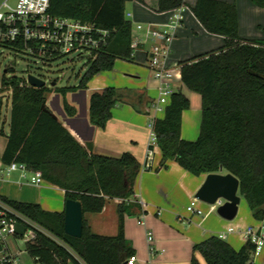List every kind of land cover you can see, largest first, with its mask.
<instances>
[{"label": "trees", "instance_id": "1", "mask_svg": "<svg viewBox=\"0 0 264 264\" xmlns=\"http://www.w3.org/2000/svg\"><path fill=\"white\" fill-rule=\"evenodd\" d=\"M127 2L140 3L155 13L187 6L183 0H50L49 16L105 30V44L89 54L74 87H31L25 80L6 77L13 73L10 68L1 77L0 93L8 91L10 100L1 163L23 164L28 171L39 172L43 181L63 191L64 202L78 201L82 209L81 237L72 238L64 233L63 211L48 212L38 204L0 197L1 203L50 235L37 232L34 241L25 246L34 264H121L134 255L124 238L123 216L139 169L136 159L129 153L118 158L92 153L45 106L46 95L54 92L62 97L63 113L73 117L75 109L64 99L67 92L84 89L95 75L111 70L115 60L132 59L131 23L125 18ZM251 2L264 8V0ZM189 9L204 31L220 36L223 43L178 63L181 84L200 97L199 133L194 141L180 138L181 115L189 108V100L180 91L173 92L162 118L151 121L160 165L173 161L193 176L219 173L222 168L237 178V194L245 200L251 218L259 222L264 219V35L259 40L241 38L233 4L196 0ZM0 47L23 54L20 41ZM119 101L121 95L110 87L92 93L88 99L90 125L103 129ZM141 102L138 96L130 105L137 110L136 103ZM113 199L120 200L116 234L91 233L84 214L100 213ZM253 251L249 241L235 250L226 241L209 236L192 246L189 264H200L196 254L205 264H254Z\"/></svg>", "mask_w": 264, "mask_h": 264}, {"label": "crops", "instance_id": "2", "mask_svg": "<svg viewBox=\"0 0 264 264\" xmlns=\"http://www.w3.org/2000/svg\"><path fill=\"white\" fill-rule=\"evenodd\" d=\"M183 1L189 8L193 6L196 0ZM187 6L182 7V20L175 30L176 35L172 38V43L170 42L165 58V67L173 69L177 75L171 88L173 92L180 91L184 96L185 94L182 92L184 86L179 79L178 63L213 51L223 43L220 36L210 35L204 31L193 15L186 11ZM172 12L155 13L140 3L127 2L125 4V18L131 23V27L132 25L134 26L133 29L131 28L133 61L121 62L124 64L120 65L125 72L130 74L118 76L117 73L100 72L87 83L84 89L67 92L64 99L75 109L73 117H68L63 113L62 97L60 95L54 92L48 93L45 102V106L74 139L81 146L90 148L92 153L110 158H118L122 153H129L136 159L139 169L133 184V195L126 201L129 205L123 216V230L124 238L134 250L138 264H189L191 248L194 244L209 236L217 237L221 233L225 234L224 241L235 250H238L245 242L241 234L243 229H234L228 226L226 230L232 228V232L227 233L224 229L220 230L217 228L218 225H216L218 220L211 218L215 211H209V207L204 208V206L198 204L199 201L196 205L202 211V215L198 216L186 211V207L194 199V194L203 183L206 174L193 176L173 161L166 162L162 167L160 165L161 154L157 145L153 147L151 168H144L146 151L150 134L152 133L150 124L153 118H162L163 110H155L153 108L158 97V84L152 78L147 62L153 42L145 37L143 30H136L135 27L147 24H151L154 27L160 26L167 21ZM238 35L244 39H262L261 35L253 37L254 35H248L243 31L241 32V30H239ZM184 37L189 38V42L190 39L195 41L183 46L181 40ZM118 61L120 60H116L115 64ZM140 62H142L141 65ZM107 87L115 89L121 95V101L114 105L105 127L100 129L90 125L88 121V99L92 93L100 92ZM0 94H2L0 96L1 108L3 102L8 104L9 92L5 91ZM5 94L8 95L6 98L4 97ZM138 96L142 97V102L140 104L136 103L137 110H135L130 105V101L135 100ZM200 119V101L199 105L195 101L194 106L190 104V108L182 112L180 138L186 141H194L199 133ZM5 135L0 139V182L3 183L0 184V197L11 201L38 204L43 210L48 212L63 211L64 198L61 189L45 181H43L41 186L26 182L24 179L29 174L28 172L22 173L19 170L7 171L8 165L5 166L1 163V155L6 144ZM221 174L226 173L221 171ZM48 191H54L58 195V202L55 204L51 202ZM119 203V199H113L106 203L100 213L84 214L89 231L93 234L114 236L117 230V223L115 231L114 226L112 227L110 231L112 233L105 234L100 232L105 230V217L110 215L112 219L115 216L117 218L116 206ZM179 205H181V208L183 206L185 208L182 213H180ZM144 214H146V218L150 217L151 219L147 221V226L144 221L143 225L135 223L144 232V238L138 239L131 233L128 227V219L136 217L138 220ZM180 214L187 218L189 222L187 227H182L180 224L182 218ZM152 215L155 218H152ZM257 224L258 222L251 218L249 212L248 222L244 230L247 227L255 228ZM146 231H152L154 234V237L152 235V246L155 251L152 257L148 253V244L145 240ZM161 234L174 240L177 244H174L171 248L158 247L156 236ZM8 243L12 245L13 238H8ZM11 249L15 250V248ZM195 256L200 264H205L198 254ZM18 257L22 264H32L31 258L26 253H20ZM252 262L254 264H264V256L259 252L258 255L253 256Z\"/></svg>", "mask_w": 264, "mask_h": 264}, {"label": "built area", "instance_id": "3", "mask_svg": "<svg viewBox=\"0 0 264 264\" xmlns=\"http://www.w3.org/2000/svg\"><path fill=\"white\" fill-rule=\"evenodd\" d=\"M49 1L46 0L45 3V0H28V2L15 0V3L10 6L7 0H4L0 5V45L20 41L23 45V54L45 63L66 54L77 53L78 56L83 53L90 54L105 44L107 31L73 19L49 16L47 13ZM181 12L182 8L174 10L167 21L157 27L151 24L135 27L136 30H143L145 37L153 42L147 62L152 78L158 84V97L153 105L155 110H161L173 93L171 82L177 75L173 69L165 67V58L174 32L182 20ZM25 82L28 84L26 78ZM155 145L156 139L151 133L146 151L145 169L151 168ZM14 170L28 172L31 175L30 183L35 186H41L43 183L39 172L28 171L23 164H9L7 171ZM197 202L198 200L194 198L186 207V211L200 216L202 211L197 207ZM222 203L223 201L219 199L213 205H208L209 211H216ZM142 217L138 218L137 225H143ZM15 224L23 227L24 231L21 235L14 233ZM232 231V228L226 230L227 233ZM37 232L50 236L39 225L0 202V264H22L18 257L22 251L16 248L19 245L25 248L27 244L32 243ZM241 234L245 241L254 245L252 255H258L264 247V219L258 222L257 227H247ZM217 237L224 240L225 234L221 233ZM8 238H13L12 245L8 243ZM145 240L148 244L149 256L152 257L155 250L152 246L153 237L149 231L145 232ZM23 253H26L25 250ZM32 264H34L33 261ZM121 264H138V260L135 255H132Z\"/></svg>", "mask_w": 264, "mask_h": 264}, {"label": "rangeland", "instance_id": "4", "mask_svg": "<svg viewBox=\"0 0 264 264\" xmlns=\"http://www.w3.org/2000/svg\"><path fill=\"white\" fill-rule=\"evenodd\" d=\"M3 1L4 0H0V4ZM224 1L229 4H233L236 9L238 33H239V30H241V32L243 31L244 33H247L248 35H254L253 37H257L256 35H261L260 37H263L264 35V8L255 6L251 2V0H224ZM7 2L10 6H12L15 3V0H7ZM188 9L189 8L187 7L186 11L190 12V10ZM125 16H126V13H125ZM131 28L133 29L134 26L132 25ZM175 35H176V31L174 32L173 38L175 37ZM193 41H191L190 39V42H189V38L187 37L186 38L184 37L181 40V42H183V46H187L191 44V42ZM88 56L89 54L87 53H83L82 55H79V56L77 55V53H71V54H66L56 60L43 63L26 54H21V52H13L3 47H0V81H1L2 75L4 74V70L7 68H10L12 69L13 73H7L6 77L15 76L19 79L25 80L26 75L30 74L44 81L45 87L48 89L51 88V83H54L55 87L57 88L74 86L75 84H77L79 77L81 76V74L86 68ZM131 58H132V55H131ZM132 61H133V58L130 61L120 60L116 64L114 62L112 69L106 72H110L111 74L117 73L118 76L123 75V74H130L128 72H125V70H123L120 64H124L121 62H132ZM141 63L142 62H140V65ZM172 83L173 81L171 82V85ZM182 92L185 94V96L189 100V108H190V104L191 106L192 105L194 106L195 101H197L199 105L200 98L197 93L190 91L186 89L185 87L182 88ZM1 95L2 94H0V96ZM6 96L8 95L5 94L4 97L6 98ZM9 106H10V100L8 104H5L3 102L0 108V126L2 129V134H0V139L4 137L3 135H5V133L7 134L8 132L7 122L9 119ZM161 109L163 110L164 106H162ZM158 114H161V113H158ZM30 177L31 175L27 174L24 180L30 183ZM22 183H25V182H22ZM0 184H3V183L0 182ZM48 195H49V199L51 200L53 204L58 202L59 197L56 193H54V191H48ZM239 198L240 200L238 204L237 215L233 220L226 221V220L221 219L216 214V211L211 215L212 216L211 218H215V220H218V224L216 225H218L217 228H219L220 230L221 229L226 230L228 226H231L234 229L239 228V229L244 230V227L247 225L249 210H248L245 200L242 197H239ZM198 204H200L201 206H204V208L208 207L207 204H204L202 202H198ZM178 207L181 209L180 213L185 211L184 206L183 208H181V205H179ZM116 210H117V206H116ZM126 210H127V207H126ZM180 215L182 217L180 224L182 225V227H187L189 225L187 218H184L183 214H180ZM141 216H143L142 220L145 222L147 226L148 225L147 221L150 220L151 218L150 217L146 218V214L141 215ZM153 216L154 215H152L151 217L155 218ZM136 220H137L136 217H130L128 219V227L133 235H135L138 239H143L144 238L143 229L135 224ZM116 223H117L116 216L114 219H112L110 215L105 217L104 219L105 230H103V232H100V233H105V234L112 233L110 231L113 226H114V231H115ZM150 232L152 233L154 237L153 232L152 231ZM156 239L158 241L157 246L160 248H171L173 247L174 244H177L174 240L166 237L164 234L157 235ZM16 249L21 250L22 253L24 251V247H22L21 245H19V247ZM260 253L262 254V256H264V248L261 249ZM23 256L25 259H27L25 255ZM251 259H253V255L251 256Z\"/></svg>", "mask_w": 264, "mask_h": 264}, {"label": "water", "instance_id": "5", "mask_svg": "<svg viewBox=\"0 0 264 264\" xmlns=\"http://www.w3.org/2000/svg\"><path fill=\"white\" fill-rule=\"evenodd\" d=\"M26 81L29 86L40 88L45 86L44 81L33 76L26 75ZM54 83H51L53 86ZM207 174L201 186L194 194V198L207 205H213L221 199L223 203L216 208V214L226 220L231 221L236 213L239 204L238 180L230 173ZM63 230L67 236L80 238L82 233V209L78 201L66 200L63 207ZM24 229L20 224H15L14 233L21 235Z\"/></svg>", "mask_w": 264, "mask_h": 264}, {"label": "clouds", "instance_id": "6", "mask_svg": "<svg viewBox=\"0 0 264 264\" xmlns=\"http://www.w3.org/2000/svg\"><path fill=\"white\" fill-rule=\"evenodd\" d=\"M25 2H28V0H25ZM45 3H46V0H45Z\"/></svg>", "mask_w": 264, "mask_h": 264}]
</instances>
